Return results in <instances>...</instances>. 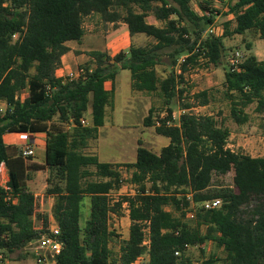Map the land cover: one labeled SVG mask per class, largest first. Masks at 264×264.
Masks as SVG:
<instances>
[{
  "label": "trees",
  "instance_id": "obj_1",
  "mask_svg": "<svg viewBox=\"0 0 264 264\" xmlns=\"http://www.w3.org/2000/svg\"><path fill=\"white\" fill-rule=\"evenodd\" d=\"M206 3L222 4L234 16L220 35L205 32L222 9H201V14L192 0H0V101L7 104L0 111V168L4 163L10 176L7 190L0 184L3 260L49 232L51 218L44 206L53 197L64 243L57 264H137L146 255L144 264H264V157L232 150L224 121L190 111L210 104L209 89L195 94L193 103L182 102L191 63L202 58L206 66L219 68L230 50L226 38L253 32L264 39V0ZM93 14L105 22L122 21L131 36L144 34L154 42L131 45L114 57L92 51L93 62L81 68L84 74L73 80L58 76L62 57L70 51L67 43L81 41L85 19ZM150 15L163 25L148 23ZM166 49H173L171 73L163 78L157 67ZM251 49V44L245 46L246 53ZM121 70L130 71L135 90L159 95L166 117L156 122L152 107L144 126L155 127L170 143L157 154L139 141L136 162H101L83 151L99 138L114 101V90H107L106 83H114ZM224 87L236 124L248 122L246 109L253 104L264 112V61L248 54L238 69L229 65ZM179 101L186 112L177 121ZM83 118L89 125L82 124ZM36 132L46 134L44 195L29 189L24 162L12 165L4 139ZM122 167L131 172L129 184L138 191L112 202L113 191L124 183ZM228 174L232 184L214 186V175ZM211 200H221V206L206 210L202 204ZM124 203L130 235L117 256L112 243L119 235L111 229L110 216L118 215ZM189 210L195 213L188 219L194 225L187 222ZM147 232L149 246L144 244ZM209 243L225 256L214 252L207 257ZM192 249H199L201 258L195 259Z\"/></svg>",
  "mask_w": 264,
  "mask_h": 264
},
{
  "label": "rangeland",
  "instance_id": "obj_2",
  "mask_svg": "<svg viewBox=\"0 0 264 264\" xmlns=\"http://www.w3.org/2000/svg\"><path fill=\"white\" fill-rule=\"evenodd\" d=\"M206 0H192V7L195 11L201 12V9H223V5L221 4H209L206 5ZM219 11V10H218ZM222 10L220 14L216 16L215 27L219 30V35L223 33L224 23L227 21L228 17L223 14ZM155 18L152 16L148 19V22L153 21ZM158 26H162L163 24L159 21H156ZM89 26V25H88ZM89 31V30H88ZM93 32V31H92ZM93 35L101 37L104 39L105 43L108 41L107 36H111V34H116L117 25L110 26L106 25L104 28V32L100 33V31H94ZM88 33V32H87ZM239 40H235L229 48L228 57L224 61V66H221L220 71H215L216 68L211 66H206V62L204 59H200L197 63H191L189 65V72L187 73V82L185 80L184 84H191V86L195 85L199 91L202 89L212 90L214 95L213 103L205 108L191 110L193 113L198 115H213L219 122L224 121L225 126H227L231 131V136L229 138V148L233 149L237 152H242L244 154H250L254 157L262 156L264 157V118L255 114L256 105L253 104L246 109V112L251 114L254 121L250 123H246L244 125L236 124L230 116V103L224 98L225 87L223 81L224 71L227 67H229L230 59L236 55V53H240L242 60L248 55L245 51V44H242V38L239 37ZM154 42L152 38L147 37L146 35H142L140 37H136L132 43L134 46H146L150 43ZM115 48V49H114ZM114 50H109L110 53H114L118 50L116 46ZM173 49H166L163 51V64L157 67L159 73H162V77L165 78L171 73V68L169 66L171 58L169 57L170 52ZM185 57L181 58L183 61ZM180 70L178 67L177 71ZM192 75V77H191ZM131 73L130 71H121L117 80L115 87V95H114V112L112 113V109L110 115L108 113L106 119V125L102 128L99 140H93L90 142L89 147H87L83 152L88 155H97L101 162H114V163H131L132 160H136V156L132 159V154L134 153V148L139 147V141L142 142V146L148 148L154 153L159 154L162 148L169 144L170 140L167 137L156 135V131L154 127L147 128L142 132V128H144L143 121V111L144 107H140L137 112H128L126 110L128 102L132 97V89H131ZM184 97H186L184 95ZM155 103V113L154 120L156 122L164 119L166 117V108L162 105V101L156 96L153 98ZM194 102V101H192ZM199 107V106H198ZM195 107V108H198ZM180 105L174 108V117L178 121L180 116L183 114ZM111 116V119H110ZM260 118H256V117ZM140 124V126H139ZM139 126V127H138ZM69 127V126H67ZM141 129V130H140ZM9 134H7L8 136ZM12 137H15V134H11ZM17 139L21 142L24 141V134H17ZM6 145L9 147L11 143L20 145L19 141L15 139L10 140V138L5 140ZM22 148V147H21ZM21 152V151H20ZM19 152V154H20ZM22 157V153L20 154ZM34 157H37L36 159ZM34 157L26 158L27 161H23V169L25 170V180L29 189L33 191L37 195H44L46 193L47 188V179L49 176V172L45 168V164L42 162L40 164L39 170L35 171L32 161H40V154L35 155ZM25 158V157H24ZM91 171H96L94 167L91 168ZM123 185L118 191H113L112 198L113 200L121 199L124 196L134 195L137 193L138 188L134 185L129 184V179L131 177V172L128 171L126 167L120 168ZM93 179H97L95 176ZM233 182L232 174H228L226 176H218L214 175L213 184L217 185H230ZM51 199H48L47 204L44 206L45 211L49 213L50 216L54 217L53 214V206ZM170 211H173L176 215H180L177 213L172 207L168 208ZM126 209L123 208L120 210L118 216L121 218L125 215ZM116 215V214H113ZM117 216V215H116ZM190 225H194L193 221H188ZM120 224V226H117ZM111 227H116L119 232L123 233L125 236L128 235V220L123 219V221L111 219ZM116 230V231H117ZM118 234V233H117ZM122 234V235H123ZM119 235V234H118ZM121 240H115L112 243V247L114 250V254L118 256L120 242ZM217 253L220 257H224V253L222 250H219L215 247L214 244L209 243L207 248V255L209 256L212 253ZM190 254L195 258H201V253L199 249H192ZM17 254L8 255V258H14ZM148 256H144L137 264H144L147 262ZM114 261L117 259L114 256ZM113 261V262H114ZM116 264V262L114 263ZM219 264H222L220 262Z\"/></svg>",
  "mask_w": 264,
  "mask_h": 264
},
{
  "label": "crops",
  "instance_id": "obj_3",
  "mask_svg": "<svg viewBox=\"0 0 264 264\" xmlns=\"http://www.w3.org/2000/svg\"><path fill=\"white\" fill-rule=\"evenodd\" d=\"M227 11H228V9L226 7H224L222 9L223 14H225V15L227 14ZM152 16L153 15L148 16L147 21ZM226 16L228 17L227 21H233L234 20L233 15L227 14ZM85 20H86L85 22L87 23V25H89L88 26L89 31H86V34L81 39V41H70L67 43V46L70 48V51L62 57V63H61V66L57 72L58 76H60V77H65L69 73H76L80 68L86 67L87 65L91 64L93 62V58L90 55V52H92V51L106 52L111 57H114L116 54H118L121 51H128L129 48L131 47L134 39L136 37H140V36L144 35V34H137L135 36H131L129 29H128V25L126 23H124L122 21H119L116 23L115 22H105L103 20V18L101 17V15H99V14L90 15ZM156 21L157 20L155 18L153 21H150L148 23L158 26ZM109 24L111 27L115 26V24H116L117 25V32H116V34H111V36H107L106 38H108V41H106V43H105L103 38L98 37V36L90 33L92 31L93 32L94 31H100V33H103L105 26L109 25ZM239 37L242 38L241 39L242 44H245V46L247 44H251L252 49L250 51H248L247 54H253L258 58V60L264 61V39L259 38V35L255 34L253 32H246L244 35H235L232 38H226L225 45L228 48H231V45L233 44V42L235 40H239L238 39ZM115 46H116V48H118V50L115 51L114 53H110L109 50H111V49L114 50ZM213 67H215V66H213ZM92 68H94V65H92ZM215 68H216L215 71H217V70L220 71L221 67H219V68L215 67ZM121 71H126V70H121ZM120 72H119V74H120ZM188 72H189V70H188ZM187 73L185 74L186 82L188 80ZM119 74L117 75L116 80H117ZM159 75L162 77V73L161 74L159 73ZM191 77H192V75H191ZM224 77H225V71H224ZM116 80L114 83H112V82L106 83V89L107 90L113 89L114 95L116 92V90H115ZM223 84H225V79L223 81ZM130 85H131V89H132L133 94H132L131 100L128 102L126 110L130 113H132V112L135 113L139 110L140 107H142V108L144 107L145 110L143 111V118H142L144 121V119L148 115L150 109L152 107L156 106L154 103V100H153L154 96L158 97L159 99H160V97L156 93H149V92H142V91L135 90L132 87V80L130 82ZM184 87L187 91L185 93L186 98L182 99V102L193 103L192 101H193L194 95L201 92V91H199V89H197V87H195V85L191 86V84H184ZM209 88L210 87H208V89ZM208 89L207 88L202 89V91L208 90ZM210 91H211V93L213 92L212 90H210ZM213 97H214V95L211 96V102L209 105L199 106L198 108H193L191 110L201 109V108H205V107L210 106L213 103V101L215 100ZM160 101H161V99H160ZM114 103H115V101H113V107L112 108H107L106 119H107L108 113L110 115L111 109H112V113L114 112ZM180 104H181V101L178 102V105H180ZM6 109H7V104L3 101H0V111L4 112ZM180 109H181L182 113H184V111H186L183 108H180ZM254 110H255V114H258L259 116H262V118H264V112L256 111V107ZM256 118H260V117L257 116ZM89 119H91V116L89 117ZM110 119H111V116H110ZM254 120H255V118H253V116L251 114H249V120L246 123H250L251 121H254ZM105 125H106V123H105ZM105 125L103 127L99 128V137H100L101 130H102V128L105 127ZM139 126H140V124H139ZM147 128H151V127H145L144 126V128H142V132L144 130H146ZM24 135H25V139L22 142L17 139V137H16L17 134H15V137H12L11 134H9L8 136L6 135L4 137L5 140L10 138V140L15 139L16 141H19V143H20L19 146H17V144L11 143L10 146L8 147V152H9L10 158L12 160V165L15 166L19 160L27 161L26 158H24L23 156L22 157L20 156V154H21L20 151L22 150L21 147H23L26 143H32L34 145L35 155L40 154V158H41L40 161H38V160L32 161L33 167L35 165L42 164V162L44 163L45 162V155H46V134L43 132H36V133H29V134H24ZM156 135H159V134L156 133ZM98 140H99V138H98ZM168 145H166V146H168ZM166 146H164V147H166ZM137 150H138V146L134 148V153L132 154L133 155L132 159H134L135 156L137 159ZM19 152H20V154H19ZM247 155H250V154H247ZM250 156H252V155H250ZM252 157H254V156H252ZM259 157H262V156H259ZM34 158L36 159L37 157H34ZM133 162H136V160L135 161L132 160V163ZM107 163H114V162H107ZM7 170L9 172V168H7ZM50 199L53 202L52 203V206H53L54 202H55V198L52 197ZM124 212H125V215L121 218L118 215L117 216L116 215L110 216V225H111V219L112 218L114 220H117V222L123 221V219L128 220V228L129 229L127 231V233H128L127 236H125L123 233L119 232V230H117L116 227L115 228L111 227V229H113L115 231L117 230L116 233L119 234L118 240H121L120 241L121 243L123 241H127L129 239L130 226H131V220L129 217L130 212L127 210H125ZM50 218L52 219L53 217L50 216ZM117 226H120V224H117ZM15 254H17V255L14 258H5L4 260L0 261V264H36V261L33 258V256L31 254L27 253L26 249H24V251H22V252H18Z\"/></svg>",
  "mask_w": 264,
  "mask_h": 264
},
{
  "label": "built area",
  "instance_id": "obj_4",
  "mask_svg": "<svg viewBox=\"0 0 264 264\" xmlns=\"http://www.w3.org/2000/svg\"><path fill=\"white\" fill-rule=\"evenodd\" d=\"M84 29L86 31L89 30V27L86 22L84 24ZM205 34L219 35V30L218 28L215 27V25H211L208 27ZM241 63H242V57H241V54L238 52L229 61V65L232 71L238 69ZM84 73L85 71L80 68L76 73H69L68 75L65 76V78H67L68 80H73V79L78 78ZM24 96H25V92L20 95L21 100L24 99ZM185 112L186 111H184V113ZM82 124L85 126L89 125L87 118L82 119ZM21 153H22V156L25 158L35 156L34 145L32 143H26L22 147ZM9 181H10L9 172L7 170L6 165L3 163L0 168V184L5 190L8 189ZM116 201H118V199L113 200L112 202H116ZM202 206L206 210L216 209L221 206V200L206 201L202 204ZM123 208L129 211V207L127 203L123 204ZM111 216H114V215L111 214ZM194 216H195V213L193 210H189L187 212V219H193ZM144 244L146 246L150 245V238H149L148 232H147ZM25 249L27 253L33 256V258L36 261V264H57L58 257L61 255L64 249V243L61 240V228L58 222L56 221V219L55 218L51 219L50 230L47 234H44L39 239L29 243ZM176 254L178 255L179 253L177 252ZM2 260H3V257H2V254H0V261Z\"/></svg>",
  "mask_w": 264,
  "mask_h": 264
}]
</instances>
